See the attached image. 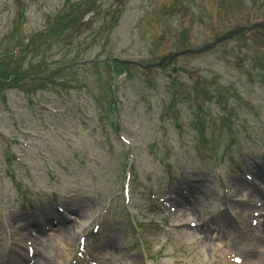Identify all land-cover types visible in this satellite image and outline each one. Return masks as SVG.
<instances>
[{
  "label": "rangeland",
  "instance_id": "rangeland-1",
  "mask_svg": "<svg viewBox=\"0 0 264 264\" xmlns=\"http://www.w3.org/2000/svg\"><path fill=\"white\" fill-rule=\"evenodd\" d=\"M57 14L72 18L63 43L43 56L42 40L36 41L17 69L39 64L37 73L50 76L69 67L33 93H0V258L17 261L20 238L39 234L43 221L56 217L60 224L51 240L41 238L38 258L65 264L76 233L109 205L102 240L93 245L101 264H225L216 261L229 252L263 264L264 190L237 169L264 183V30L213 43L239 26L264 23V0H0V54L21 39L20 23L28 38ZM206 46L164 70L130 67L116 76L91 64L115 58L155 66L163 56ZM120 126L130 130L125 136L138 176L127 208L121 206L124 152L114 138ZM171 174L175 183L168 182ZM147 191L177 195L180 209L172 215L156 204L157 213ZM254 203L262 204V231L249 237L244 229ZM53 204L69 215L60 216ZM165 218L169 226H184L167 228ZM188 221L201 226L189 229ZM12 224L14 236L6 230Z\"/></svg>",
  "mask_w": 264,
  "mask_h": 264
},
{
  "label": "bare ground",
  "instance_id": "bare-ground-1",
  "mask_svg": "<svg viewBox=\"0 0 264 264\" xmlns=\"http://www.w3.org/2000/svg\"><path fill=\"white\" fill-rule=\"evenodd\" d=\"M43 214H46V213H43ZM63 237H64L65 241L69 243L68 246L71 247V243H70V237H69V235H68V234H67V235L65 234V236H63ZM0 264H8V262H6V261L0 259ZM263 264H264V263H263Z\"/></svg>",
  "mask_w": 264,
  "mask_h": 264
}]
</instances>
